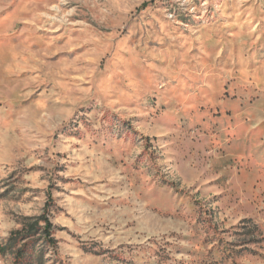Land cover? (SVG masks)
<instances>
[{"label":"rangeland","instance_id":"374dc122","mask_svg":"<svg viewBox=\"0 0 264 264\" xmlns=\"http://www.w3.org/2000/svg\"><path fill=\"white\" fill-rule=\"evenodd\" d=\"M0 264H264V0H0Z\"/></svg>","mask_w":264,"mask_h":264},{"label":"trees","instance_id":"16d2710c","mask_svg":"<svg viewBox=\"0 0 264 264\" xmlns=\"http://www.w3.org/2000/svg\"><path fill=\"white\" fill-rule=\"evenodd\" d=\"M27 224L22 229L16 230L12 233L7 245L3 246V251H13L16 255L17 262L23 261V258L27 255L28 245L30 242H24L23 245L16 248L19 242L24 241L40 233L47 241H50L51 245L56 246L57 240L53 236L54 224L47 214H42L36 217L28 218ZM43 223V225H42ZM39 258H44V252L39 254Z\"/></svg>","mask_w":264,"mask_h":264}]
</instances>
